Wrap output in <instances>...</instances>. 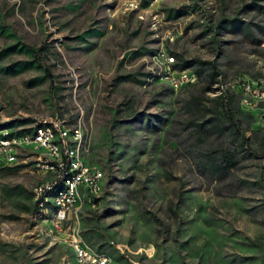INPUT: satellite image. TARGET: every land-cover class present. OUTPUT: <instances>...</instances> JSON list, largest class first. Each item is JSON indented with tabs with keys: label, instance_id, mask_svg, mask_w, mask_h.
<instances>
[{
	"label": "rangeland",
	"instance_id": "374dc122",
	"mask_svg": "<svg viewBox=\"0 0 264 264\" xmlns=\"http://www.w3.org/2000/svg\"><path fill=\"white\" fill-rule=\"evenodd\" d=\"M235 1L0 0V66L31 61L2 51L12 45L37 49L39 64L16 75L0 70V125L78 118L84 160L104 175L91 201L53 231L51 206L34 204L51 172L34 167L30 150L12 164L0 159V264H71L74 223L79 239L115 264H264V151L225 180H207L166 134L191 118L183 107L194 91L168 84L165 74L179 71L158 54L212 59L213 32L203 29ZM218 38L231 61L215 92L241 95L239 108L252 115L246 135L259 129L256 144L264 136V54L250 52L249 38Z\"/></svg>",
	"mask_w": 264,
	"mask_h": 264
},
{
	"label": "trees",
	"instance_id": "16d2710c",
	"mask_svg": "<svg viewBox=\"0 0 264 264\" xmlns=\"http://www.w3.org/2000/svg\"><path fill=\"white\" fill-rule=\"evenodd\" d=\"M177 13L178 10L171 16H175ZM263 15L264 0H236L233 7L221 4L218 13L207 20L203 29L204 34L213 32L212 36L207 34L210 48L214 50L212 59L185 58L181 54L171 53L173 58L170 68L175 71H188V74L194 77V82L186 83V85L190 86L194 92H190L183 107L190 113L191 118L184 123L175 121L178 128L174 131H170V129L166 131V134L172 132L175 137L174 139L167 137V139L181 148L182 152L193 162L194 169L204 179L223 181L233 170H237L241 166L247 155H256L257 152L264 151V136L254 144L259 129H250V135H246L252 123V115L239 108L241 95L228 89L223 92H215L219 88L220 81L225 77L223 64L231 61L230 55L225 50L226 47L223 46L226 41L218 37L231 34L237 39L249 38L255 43V46L248 47L250 52L264 54V47L259 46L262 36H264V27L261 23ZM208 21L213 23L210 24ZM9 49L18 54L29 55L32 59L27 62L11 63L3 68L0 66L3 73L16 75L39 66L35 57L37 49L34 47L20 45L14 48L12 45L2 51ZM1 55L2 52H0V58ZM210 93L213 96H208ZM259 105L264 110V102H260ZM38 124L37 122L35 125ZM18 125V121L1 124L0 126L9 129L10 132L0 134V138L32 130V127L17 128ZM146 125H148V121H146ZM20 156L22 157L21 154H18V157ZM19 166L23 165H14L11 169ZM5 168L7 167H0V171ZM56 172L55 170V173H51V176ZM261 180L264 181V173ZM239 182L237 180L227 184L235 186ZM58 185L59 183H55L43 190L35 199L34 204L43 202L45 205L51 206L49 200L44 201V198L51 197Z\"/></svg>",
	"mask_w": 264,
	"mask_h": 264
},
{
	"label": "built area",
	"instance_id": "2783aa9c",
	"mask_svg": "<svg viewBox=\"0 0 264 264\" xmlns=\"http://www.w3.org/2000/svg\"><path fill=\"white\" fill-rule=\"evenodd\" d=\"M158 56L172 61V57H166L162 53ZM165 78L172 88L194 80V77L184 70L176 75L167 72ZM38 123L32 126L30 132L0 138V159L12 164L19 158L18 151L30 150L37 153L34 167L51 173L57 171L51 182H45L37 187L34 198L36 199L43 190L59 183L52 196L44 198V201L49 200L52 206L48 219L50 227L53 231H58L66 222L70 212L77 209L83 201H91V198L99 192L104 175L99 167L84 160V153L88 150V139L78 118L70 125L64 119ZM5 133L7 132L0 131V134ZM41 151L47 155V159H40ZM70 230L71 264H115L108 253L93 249L79 239L77 224H72ZM116 246L122 254L120 247Z\"/></svg>",
	"mask_w": 264,
	"mask_h": 264
}]
</instances>
